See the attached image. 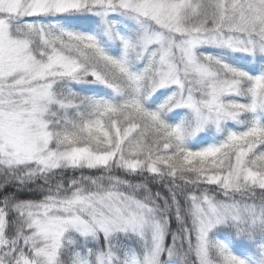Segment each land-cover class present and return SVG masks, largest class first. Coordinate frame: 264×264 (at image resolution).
Wrapping results in <instances>:
<instances>
[{
    "label": "snow or ice",
    "instance_id": "6c2138e0",
    "mask_svg": "<svg viewBox=\"0 0 264 264\" xmlns=\"http://www.w3.org/2000/svg\"><path fill=\"white\" fill-rule=\"evenodd\" d=\"M0 264H264V0H0Z\"/></svg>",
    "mask_w": 264,
    "mask_h": 264
}]
</instances>
